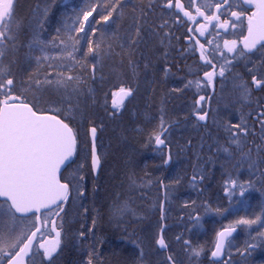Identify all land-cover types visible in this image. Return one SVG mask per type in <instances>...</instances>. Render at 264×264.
I'll return each mask as SVG.
<instances>
[{
	"label": "snow or ice",
	"instance_id": "snow-or-ice-1",
	"mask_svg": "<svg viewBox=\"0 0 264 264\" xmlns=\"http://www.w3.org/2000/svg\"><path fill=\"white\" fill-rule=\"evenodd\" d=\"M18 7L19 0H0V264H63L69 247L77 253L72 264H112L97 231L105 215L138 252L132 264H201L204 245L183 234L168 239V205L185 177L202 194L217 163L228 207L209 200L183 205L197 213L188 215L194 226L200 207L236 216L216 231L209 264H219L238 229L248 235L239 255L264 246V97H254L264 92V0H79L60 12L47 37L57 0L37 4L27 23ZM174 51L192 63L185 65L182 86L163 93L159 124L145 144L154 142L165 166L173 162L170 133L181 120L169 118L163 104L194 91L183 120L204 134L198 144L177 141L175 154L191 153V175L178 170L167 183H137L131 173L126 194L105 204L97 181L106 159L100 143L106 121L123 115L142 89H163L176 75ZM97 83L109 84L102 100ZM155 183L163 198L137 205L139 189ZM252 192L259 193L256 204ZM125 221L137 227L129 232Z\"/></svg>",
	"mask_w": 264,
	"mask_h": 264
},
{
	"label": "bare ground",
	"instance_id": "bare-ground-1",
	"mask_svg": "<svg viewBox=\"0 0 264 264\" xmlns=\"http://www.w3.org/2000/svg\"><path fill=\"white\" fill-rule=\"evenodd\" d=\"M177 34V32H176ZM180 35V34H177ZM186 43V42H184ZM174 62H173V68L172 71L176 74L173 77H170L168 79L167 84L161 89L160 91L165 90L164 88L169 89L172 86H182L180 84V77L184 76L186 69V64H191L192 60L191 58H182L179 56L178 51H174L172 53ZM178 65V66H177ZM109 71L108 68L105 69V72L107 73ZM159 86V85H158ZM97 89V92L101 100L103 99V92L107 91L109 84L105 83L103 86H101L99 83L95 86ZM150 93H152L151 89H148ZM217 90L219 91V84H217ZM228 90H225V94H227ZM193 95L194 91H186L184 94L178 95L179 99H175L174 97H171L170 99L166 100L163 104V107L166 110L167 116L169 118H177L179 117L181 120V124L174 127L172 130H175V133H170V139L173 144L176 145L177 141H179L181 144L182 142L186 143L188 138H191L193 140L194 144H198L195 141H200L201 135L204 134V129L196 130L191 127V121H184L183 117L189 112L190 105L193 102ZM146 94L142 97L141 102L142 105L139 103L138 106H140V109L137 111L136 116H131L128 118V124L123 125L119 124L117 122L113 121H106V127L104 130V136L107 134L105 138V142L108 144V152H107V167L104 169V174L99 177L97 183L100 186V191L98 193V198L104 202L105 204L110 203L111 199L116 196L117 193H120L122 196L126 194L125 186L128 183V181L123 183L118 192L116 194L108 195L109 189H108V183L113 181H116V177L118 176L117 172L125 171L129 175L131 173H134L135 176L138 178L137 183H140V178H143L145 181L153 180L155 181L156 178L162 177L163 173H166V169L159 170L158 167H156L154 164H156L157 160H147L145 161V156L148 155L150 151H155L152 146L145 147L142 144H134L135 142H143L146 140V136L151 131L152 127L156 124L154 121L157 120V118L160 115V109L162 107L161 102H159L157 99H145ZM152 96V95H148ZM109 97V93H108ZM256 97V96H254ZM260 97V96H257ZM140 100V99H139ZM134 100H132L130 103H132ZM126 102V105L130 104ZM108 107L111 108V103L108 102ZM125 107L123 108V110ZM145 114L148 115L150 118V122L148 119L145 118ZM211 131H215L214 129H211ZM128 136V141H118L113 144L116 139H119L121 134ZM145 133V134H144ZM142 135V138H141ZM121 140V139H120ZM134 144V146H133ZM152 147V148H151ZM205 151H207V145H205ZM185 156V154H182ZM187 165V160L192 159L191 153L189 152L187 156H185ZM222 159V158H221ZM134 160V161H133ZM106 163V164H107ZM144 163V167L140 168L141 165ZM117 164H119L118 167ZM177 166V164H175ZM143 166V165H142ZM181 166V165H180ZM131 167L137 169L136 173L132 172ZM212 167V166H209ZM230 167V165H229ZM123 169V170H122ZM223 169H221L220 164L217 163L215 167L213 168L211 177L209 180L205 181L204 185L202 186L203 191L202 194L200 192L201 186H198L197 190H193L190 185L187 187L185 186V181L182 183L181 186L178 187L176 193H174L172 197V202L168 206V212H167V221L169 224L168 230H167V237L170 241L175 240L176 235L183 234L184 238L186 239L187 232H184L182 230H188L191 228L189 224L188 215L189 212H191L192 215L196 214V212H192L191 208L185 209L183 205L185 203H191L192 200L197 201V205H200L202 201L209 200L212 203V206L215 207V205H219L222 207H228V201L226 198H224L223 194ZM192 172V170H191ZM235 174V173H233ZM191 175V173H190ZM245 178H247L246 171L244 172ZM173 177V174L170 175V178ZM119 178H121L125 182V176L122 175ZM186 180V177H185ZM88 187L91 188V179L87 181ZM159 194V198L162 199L163 192L159 189V184H147L145 187L139 189V191L136 193V204L139 206H147L151 205L152 201L156 199V196ZM108 195V196H107ZM218 204H216L215 201H218ZM250 203L256 204L259 199V193L258 192H252L250 193ZM200 207L199 209H201ZM158 210V209H157ZM156 210V211H157ZM239 211H242V209H239ZM155 211V212H156ZM207 213H203L202 216L205 217ZM176 217V218H175ZM224 219L223 222H220L219 224L216 223V226H212L213 220H209L208 224L211 229L208 228V225H203V229L201 231L195 230L196 235L191 237V240L195 243H199L200 245L205 246V250L209 248V246H213L215 237L214 233L218 230H220L223 226L228 224L232 221V218H236L234 214H226L225 216H220ZM183 218V219H180ZM215 221H218L219 216H215ZM159 219V216L157 215L155 218H153V221H156ZM90 223V221H89ZM127 224L129 232L133 230L134 227H137V225L133 223H129L128 221H125ZM172 226V227H171ZM118 228L115 222H110L108 220V217L105 215L104 218L101 220L100 224L98 225L97 231L98 234L104 237L105 243L104 245H101V251L105 257L106 260L111 261L112 264H132V261L136 258V256L133 255L134 252H136L135 247L133 244H131L126 238H121L119 233V230L122 231L120 228ZM173 228V229H171ZM208 228V229H207ZM213 230V231H211ZM216 230V231H215ZM249 231H252V229H249ZM202 232V233H201ZM246 232L238 229L236 234L237 235H244ZM254 234V232H253ZM120 237V238H119ZM248 239V235L246 236L245 241ZM244 241V242H245ZM244 245V244H243ZM242 245V246H243ZM175 244H173V247ZM241 251H243L244 247H241ZM257 251L259 252L258 255H238L235 263L236 264H264V246H258L256 247ZM179 252V246L177 245V249ZM253 250V249H250ZM262 252V253H261ZM238 254V253H237ZM67 255L74 260V258L77 256V253L75 251V248L69 247L67 250ZM136 255H138V252H136ZM210 259V252L205 251V253L201 257V264H209ZM227 252L225 251V254L222 256V258L219 261V264H226L222 263L223 260H228ZM73 262V261H72ZM232 262V261H231ZM233 263V262H232ZM234 263V264H235Z\"/></svg>",
	"mask_w": 264,
	"mask_h": 264
},
{
	"label": "rangeland",
	"instance_id": "rangeland-1",
	"mask_svg": "<svg viewBox=\"0 0 264 264\" xmlns=\"http://www.w3.org/2000/svg\"><path fill=\"white\" fill-rule=\"evenodd\" d=\"M29 2V3H28ZM47 2V0H19V7H18V15H23L22 13L24 12V10H25V15H24V20H25V23H27V20H28V18L31 16V10L37 5V4H40L41 6L43 5V4H45ZM77 3H79V0H67V3L65 4V0H57V5H58V7L54 10V12H55V16L52 18V22L48 25V32L47 33H45V36L47 37L50 33H53L54 32V29H55V26H56V19L59 17V14H60V12H62V11H64L65 10V8H67L68 10H70L71 9V7L72 6H74V5H76ZM28 4V5H27ZM108 90V89H107ZM225 90L227 91V90H229L228 89V87H226L225 88ZM111 94V93H110ZM98 95H100V94H98ZM140 97H141V99H142V95H140L137 99H136V101L134 100L132 103H130V104H128V105H126V107H125V109L123 110V109H121V111H122V113H123V115H121L120 117H124L125 115H128L129 117H131V116H136L138 113H137V108H138V105H139V99H140ZM108 102H110V101H108ZM109 106V105H108ZM110 109V108H109ZM102 114V113H101ZM159 120H160V115H159V117L157 118V120H156V122H155V124L156 125H158L159 124ZM83 131V130H82ZM175 133V130H172L171 131V133ZM105 138H106V136H104V133H102L101 134V136H100V143L102 144V151H104L105 153H106V155H107V152H108V149H109V147H108V144L105 142ZM172 145L175 147V149H177L176 148V145L175 144H173L172 143ZM177 151H178V149L177 150H174L173 151V153H174V164L172 165L173 167L170 169V172H173V173H177V171L179 170V171H181L180 169H183V168H186V164H185V162H186V159L185 160H183L182 159V156H176L175 154L177 153ZM149 158H150V160H155V159H160V154H158L157 152H151L150 154H149ZM184 158V157H183ZM107 161H108V159H107V156H106V159H105V167H107V165H108V163H107ZM107 163V164H106ZM175 164H177V166L175 165ZM181 165V166H180ZM169 172V173H170ZM117 185H119V184H117ZM219 199L221 200V198H219L218 197V201H215L216 202V204H218V202H219ZM215 206H217V205H215ZM203 213H205V211H204V209H203V207L201 208V209H199V215H200V217H201V220H200V224L199 225H193L192 224V222L191 221H189V224H190V226H191V228H189V229H191V231H189V229L188 230H182V231H184V232H187V234H186V239H188V238H190L191 239V237H193V236H195L196 235V232H195V230H199V231H201L202 229H203V225L205 224V226L206 225H208V224H206V223H208V221L209 220H213V224H212V226H216V223L217 224H219V220H220V222H223L224 221V219L222 218V217H220L219 216V219H218V221H215V216H216V214H214V213H207L206 214V216L205 217H203L202 216V214ZM195 215H197V213L196 214H194L193 216H195ZM176 218V217H175ZM180 219H183V218H180ZM235 218H232V220H234ZM172 227V226H171ZM208 228L209 229H211L210 228V226L208 225ZM207 228V229H208ZM171 229H173V228H171ZM211 231H213V230H211ZM216 231V230H215ZM202 233V232H201ZM216 233V232H215ZM214 233V234H215ZM121 234H123V232H121ZM123 237H124V235H122ZM246 236H247V233H245L244 235H238L236 238H234L233 240H232V243H233V247L232 248H230V249H227L226 250V252H227V257L229 258L228 260H230V261H232L231 262V264H234L235 263V258L239 255V254H237V248H239L240 250L242 249L241 247H244V245L243 244H245V240L244 239H246ZM214 237H215V235H214ZM197 244H199V243H197ZM214 244V243H213ZM243 245V246H242ZM213 246H209V248H207L205 251H211V248H212ZM74 248V247H73ZM174 248L175 249H177V245H175L174 246ZM178 251V250H177ZM258 251H257V249L255 248V249H253V250H249V252H248V254L247 255H253V254H255V255H258ZM262 253V252H261ZM179 255H180V258L183 260L184 259V255H183V252H179ZM228 262V261H227ZM227 262L225 261V263L227 264ZM67 264V263H66ZM236 264V263H235Z\"/></svg>",
	"mask_w": 264,
	"mask_h": 264
},
{
	"label": "trees",
	"instance_id": "trees-1",
	"mask_svg": "<svg viewBox=\"0 0 264 264\" xmlns=\"http://www.w3.org/2000/svg\"><path fill=\"white\" fill-rule=\"evenodd\" d=\"M160 89V86H156V89H155V92H153L152 91V93H150V91L148 90V89H142L141 90V95L142 96H144L145 94H146V96H145V99L147 100L148 98H150V99H152V100H154V99H157L159 102H161V98H162V95H163V93H166L167 91H168V89L167 88H164L165 90H162V91H160L159 90ZM152 90V89H151ZM148 95H152V96H148ZM172 97H174L175 99H179V96L178 95H173ZM166 100H168V99H166ZM165 100V101H166ZM139 102H140V104L142 105V102H141V98H140V100H139ZM140 105V106H141ZM140 106H138V108H137V110H139L140 109ZM115 122H117V123H119V124H123V125H126V124H128V120H126V121H122V120H116ZM121 134V133H120ZM145 134V133H144ZM106 136H107V134H105ZM121 136L122 137H120L119 139H116L114 142H112L113 144H115V142H118V141H128L129 140V138H128V136H126V135H124L123 133L121 134ZM146 136V139H147V135H145ZM141 138H142V135H141ZM121 139V140H120ZM145 142H146V140L145 141H143L142 143L141 142H135L134 144H142L143 146H145V147H149V146H152V145H149V146H146V144H145ZM134 144H133V146H134ZM135 147V146H134ZM152 148V147H151ZM151 152H153V151H150L149 152V154L151 153ZM149 154L148 155H144L146 158H145V161H147V160H149ZM156 160V159H155ZM134 161V160H133ZM143 165V166H142ZM141 165V167L140 168H143L144 167V163ZM156 167H158L159 168V170H162V167H160L159 166V164L156 162V164H154ZM119 166V164H117V166L116 167H118ZM187 166L188 167H186V169H183V170H181V172L183 173V172H186L188 175H190V173H191V170H192V167H191V159H189L188 160V163H187ZM123 170V169H122ZM131 170H132V172H135L136 173V170L137 169H135V168H133V167H131ZM117 174H118V176L116 177V181H113L112 182V180H111V182H109L108 183V191H109V193H108V195H112L113 196V194H116L117 192H118V190H119V188H120V186L123 184V183H125L126 184V182L128 181V174L126 173V170L124 171H120V172H117ZM122 175H124L125 176V182L121 179V178H119L120 176H122ZM175 176V174H173V177ZM165 178H167L166 179V183L168 182V180L169 179H171L170 177L168 178L167 176L165 177ZM185 181V186L187 187L189 184H188V182H187V177H186V180H184ZM117 184H119V185H117ZM126 186H127V184H126ZM125 186V187H126ZM107 195V196H108ZM159 197V194L156 196V199ZM158 209V207L155 209V211ZM159 214V211L157 210L156 212H155V215L152 217V219L153 218H155L157 215Z\"/></svg>",
	"mask_w": 264,
	"mask_h": 264
},
{
	"label": "flooded vegetation",
	"instance_id": "flooded-vegetation-1",
	"mask_svg": "<svg viewBox=\"0 0 264 264\" xmlns=\"http://www.w3.org/2000/svg\"><path fill=\"white\" fill-rule=\"evenodd\" d=\"M184 2L186 3L187 2V0H184ZM183 29H180V28H177V30H176V32H177V34H180V35H182L183 34ZM254 96H260V97H264V92H259V91H257V92H255L254 93ZM62 260H63V264H72V261H73V259L72 258H70L68 255H67V251L65 252V255L62 257Z\"/></svg>",
	"mask_w": 264,
	"mask_h": 264
},
{
	"label": "water",
	"instance_id": "water-1",
	"mask_svg": "<svg viewBox=\"0 0 264 264\" xmlns=\"http://www.w3.org/2000/svg\"><path fill=\"white\" fill-rule=\"evenodd\" d=\"M166 153H167V149H166ZM170 165H167V166H165L164 164H163V167H165V169H167L168 167H169ZM162 198H163V196H162ZM236 234V232L235 233H233V236ZM222 258V257H221ZM220 258V259H221ZM220 261V260H219Z\"/></svg>",
	"mask_w": 264,
	"mask_h": 264
}]
</instances>
